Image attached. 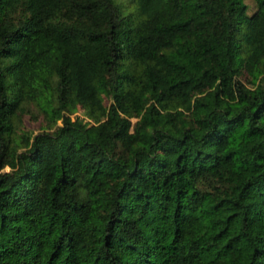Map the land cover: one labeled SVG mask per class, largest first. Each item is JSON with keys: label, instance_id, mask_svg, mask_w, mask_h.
Wrapping results in <instances>:
<instances>
[{"label": "trees", "instance_id": "trees-1", "mask_svg": "<svg viewBox=\"0 0 264 264\" xmlns=\"http://www.w3.org/2000/svg\"><path fill=\"white\" fill-rule=\"evenodd\" d=\"M253 1L0 0V264H264Z\"/></svg>", "mask_w": 264, "mask_h": 264}, {"label": "rangeland", "instance_id": "rangeland-1", "mask_svg": "<svg viewBox=\"0 0 264 264\" xmlns=\"http://www.w3.org/2000/svg\"><path fill=\"white\" fill-rule=\"evenodd\" d=\"M246 5V13L250 14L255 9L254 1L253 0H241ZM26 128H31L32 132H35L38 130L36 126H33V124H29L25 121L24 123ZM6 169V167H5Z\"/></svg>", "mask_w": 264, "mask_h": 264}]
</instances>
